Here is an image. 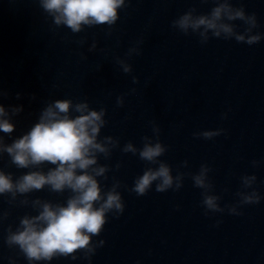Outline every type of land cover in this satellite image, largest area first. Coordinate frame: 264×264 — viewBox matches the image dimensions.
<instances>
[{
  "label": "clouds",
  "instance_id": "obj_1",
  "mask_svg": "<svg viewBox=\"0 0 264 264\" xmlns=\"http://www.w3.org/2000/svg\"><path fill=\"white\" fill-rule=\"evenodd\" d=\"M43 11L52 18L56 27L65 26L73 34L81 33L86 27L108 26L106 35H111L112 26L120 19L119 10L127 7L131 0H38ZM214 6L206 14H197L191 8L171 22V27L183 35L195 34L201 45L212 38L235 40L249 46L257 44L264 36L254 31L258 28L255 13L248 14L244 7H234L233 0H203ZM235 21H241L244 31ZM85 41L80 40L83 44ZM138 41L130 47L126 56L140 55ZM97 43L93 41L89 51H95ZM82 59L86 57L82 56ZM116 63L125 74L133 72L132 65L126 59L116 57ZM132 83L139 79L132 76ZM136 89H131L135 93ZM0 89V98L6 96ZM20 93H17V99ZM124 95L117 96L116 106L122 108ZM23 111V106L5 107L0 103V160L6 154L9 165L29 171L14 178L12 172L0 167V197H7V203L18 207H31L36 215L25 214L19 218V224L13 230L10 224L4 243L9 249H17L28 264L51 262L58 257L77 259L76 253L82 252L90 260L104 240L93 241L100 236L108 222L109 214L116 218L123 214L125 203L119 189L121 183L113 178L110 189L105 191L98 178L108 179L111 170L107 164L99 162L103 156L110 159L114 149L132 155L156 167H148L143 174L136 177L131 192L145 196L155 183V191L164 193L168 190L179 191L185 176H190L193 186L202 190L201 206L204 214L225 213L243 215L242 208L259 204L262 197L255 185L257 176L245 174L240 177L241 188L236 192L235 203L220 204L221 196L214 194V184L209 173L212 169L207 163L201 164L196 174L177 170L173 175L172 166L159 159L168 150L160 139V128L152 121L153 136L142 137L143 146L137 148L131 141L120 147V141L111 135L101 138V130L107 125L106 109L96 110L87 100L74 102L72 99H56L46 104L39 113L37 122L21 136L5 142V136L11 137L16 129L12 118ZM227 113L222 114V119ZM227 130L218 128L194 132V138L211 140L226 134ZM253 167L260 162L253 160ZM45 165H51L44 171ZM116 164V168H120ZM183 167L188 166L185 160ZM47 188L53 193L69 192L64 203H53L40 198L30 199L33 192ZM227 191V189H226ZM22 197V198H21ZM10 213L0 209V227ZM221 221H217V226ZM9 264H16L14 257H8Z\"/></svg>",
  "mask_w": 264,
  "mask_h": 264
}]
</instances>
